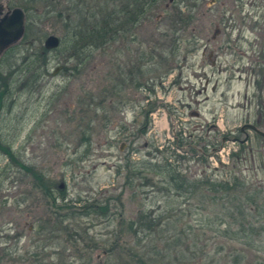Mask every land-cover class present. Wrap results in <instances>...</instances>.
<instances>
[{
  "label": "rangeland",
  "instance_id": "rangeland-1",
  "mask_svg": "<svg viewBox=\"0 0 264 264\" xmlns=\"http://www.w3.org/2000/svg\"><path fill=\"white\" fill-rule=\"evenodd\" d=\"M23 1L0 5L26 11ZM25 5L30 36L0 56V135L15 153L0 147V264H264L263 139L253 155L228 140L227 163L213 146L248 120L238 104L247 78L264 70V0H164L127 38L86 50L83 63L44 46L65 35L66 17ZM178 8L189 22L176 20ZM184 55L188 73L203 74L190 75L197 89L209 81L191 98L177 75ZM249 94L255 122L254 85ZM191 108L201 117L189 119ZM214 117L221 127L207 134ZM167 163L188 190L163 178ZM88 204L98 212L87 215Z\"/></svg>",
  "mask_w": 264,
  "mask_h": 264
},
{
  "label": "trees",
  "instance_id": "trees-1",
  "mask_svg": "<svg viewBox=\"0 0 264 264\" xmlns=\"http://www.w3.org/2000/svg\"><path fill=\"white\" fill-rule=\"evenodd\" d=\"M87 0H67L68 4H63V0H25L23 3H20L26 11L29 8L26 4L30 6H36V4L44 3L48 10V13L56 12L58 16L64 18L66 17V30L65 35L62 37V43L58 50L65 49L69 52L70 59L75 58L77 63H83L89 57L87 56L86 50L92 52L95 49L102 48L110 43L116 42L119 38H127L131 35L138 26L150 15V12L158 6L164 0H89L92 3L88 6ZM184 2V0H181ZM55 3L57 5H55ZM85 4L87 6V14L83 16L81 5ZM61 7V8H60ZM71 12L74 14H80V18L75 20L71 17ZM66 16H64V14ZM176 20L178 19L179 23L189 22L190 17L185 19L184 12L178 8L176 13ZM28 20L30 19V13L28 14ZM31 29L30 24H26V32L22 40H27L30 36ZM13 47V46H12ZM10 47L8 50H10ZM32 65L29 69L32 70L33 64L37 63L36 59H33ZM43 65L41 64L40 67ZM4 92H0V104L4 97ZM0 147L4 149L11 159L15 157V153L11 148L4 147V144L1 140L0 135ZM159 166V165H158ZM165 171L163 178L167 181L168 184H175L179 191L188 190V182L183 177V175L175 168L169 166V164L160 165ZM38 181L42 186L45 185V179L42 175H36ZM223 194H228L231 187L229 184L221 185ZM197 188V187H196ZM50 190V187L48 188ZM224 195H222L223 197ZM62 199L65 200V194L60 195ZM227 197H223L226 199ZM53 201L56 199L55 196L52 197ZM240 214L243 216L244 206L237 207ZM86 214L97 213V209L93 204H88L85 206ZM91 209V210H90ZM74 214L73 211H69L66 214L58 215L61 224L65 222L66 219H69ZM46 223V222H44ZM242 224V223H241ZM64 226V228H67ZM133 227V226H131ZM48 227L45 224H42L41 230L44 231ZM49 229V228H48ZM54 229V228H53ZM54 231V230H52ZM248 229L242 228L240 231L235 233V238L240 239L241 237H247ZM236 238V239H237Z\"/></svg>",
  "mask_w": 264,
  "mask_h": 264
},
{
  "label": "flooded vegetation",
  "instance_id": "flooded-vegetation-1",
  "mask_svg": "<svg viewBox=\"0 0 264 264\" xmlns=\"http://www.w3.org/2000/svg\"><path fill=\"white\" fill-rule=\"evenodd\" d=\"M219 29V28H218ZM217 30V29H216ZM215 30V32H216ZM220 33V31H219ZM217 33V35L219 34ZM216 35V37H217ZM213 38V39H216ZM207 53V49H205L203 51V54ZM209 56L213 58V65L216 64V58L217 55H214V52L209 53ZM261 57H264V50H261ZM200 68H203V65H199ZM181 71H179V73L177 75H179L181 77L182 80H184V82L187 84V86L185 87V92L186 93V98H191V93L194 92L195 90H199V91H207L208 89V85H209V81L208 79H206L205 85L202 86L201 90L197 89V87L195 86V83L192 82V79L190 78V75H192L194 77V79H200L203 80V74H198L196 73V71H193L191 74L188 73L189 70V64L187 61V55H184L182 58V65H181ZM171 69V68H170ZM169 70V69H168ZM258 71V70H257ZM133 73V70H129V74ZM256 73V71H255ZM166 74H169V71H166ZM133 78V77H132ZM255 86L257 89V101H256V120L255 122H251L249 120V117L251 116L252 112V98L253 95L249 94V89L252 88V86ZM213 91L216 90V86H212L211 88ZM191 92V93H190ZM246 102L238 104V107H244L245 109H247V114L246 116L248 117V120L241 122V124L236 125L237 127H235L236 129L231 130V133L233 134L232 136H223L221 142L217 141V143H214L213 146L214 148H216V145L221 144V148H224L225 143L228 142V140H231L232 144L238 145V147L241 149L246 148V146H248V150L250 151L251 155H253V140L256 139V135L262 137V142H263V146H264V136L261 135L254 127H256L258 130L263 131L264 132V70L261 71L259 69V73L257 72L255 74V77H253V79L248 80L247 78V83L245 85V92L243 94ZM198 101V100H197ZM187 107L190 106L189 103H187L186 105ZM249 107V108H248ZM189 119L191 118H200L201 114L199 112V110L197 109H190L189 110ZM216 117H214V122L211 124L212 127L209 129L207 134H210L211 130L217 128L216 125L218 127H221L220 125H218L216 123ZM263 128V129H262ZM255 134V136L253 135ZM220 148V149H221ZM220 149H218L217 151H219ZM234 156L236 157H240V153L238 151L234 152ZM254 161V159H252Z\"/></svg>",
  "mask_w": 264,
  "mask_h": 264
},
{
  "label": "water",
  "instance_id": "water-1",
  "mask_svg": "<svg viewBox=\"0 0 264 264\" xmlns=\"http://www.w3.org/2000/svg\"><path fill=\"white\" fill-rule=\"evenodd\" d=\"M27 24L26 11L22 7H15L12 10H7L3 5H0V56L11 46L18 43L25 35ZM219 29L213 35L216 37L219 33ZM62 43L60 36L56 34H50L45 39L44 46L47 50H53L59 48ZM58 67L55 72L59 70ZM261 135L264 136V132L254 127ZM124 148L122 145L121 149Z\"/></svg>",
  "mask_w": 264,
  "mask_h": 264
},
{
  "label": "built area",
  "instance_id": "built-area-1",
  "mask_svg": "<svg viewBox=\"0 0 264 264\" xmlns=\"http://www.w3.org/2000/svg\"><path fill=\"white\" fill-rule=\"evenodd\" d=\"M225 151V149H223V150H221L220 151V154L224 157L225 155L223 154V152ZM212 159H214V157H212ZM216 161V160H215ZM216 163H217V161H216Z\"/></svg>",
  "mask_w": 264,
  "mask_h": 264
}]
</instances>
